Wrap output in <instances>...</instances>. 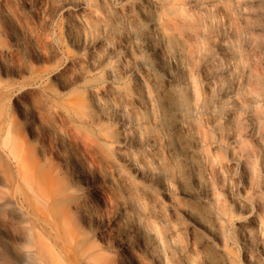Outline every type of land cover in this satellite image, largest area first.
I'll return each instance as SVG.
<instances>
[{"label": "bare ground", "instance_id": "1", "mask_svg": "<svg viewBox=\"0 0 264 264\" xmlns=\"http://www.w3.org/2000/svg\"><path fill=\"white\" fill-rule=\"evenodd\" d=\"M228 1L0 0V264H264V73L233 32L209 99Z\"/></svg>", "mask_w": 264, "mask_h": 264}, {"label": "rangeland", "instance_id": "2", "mask_svg": "<svg viewBox=\"0 0 264 264\" xmlns=\"http://www.w3.org/2000/svg\"><path fill=\"white\" fill-rule=\"evenodd\" d=\"M225 7L229 9L230 14L237 16L233 18L234 16L227 17V15L222 12H213L214 24L209 31L211 40L209 47H207V55L210 58H216L218 60L216 65L217 69L215 71L219 74L220 83L217 89L210 95L209 99H211V101L219 100L221 90L228 87L229 84L235 85L234 79L225 78L223 73L225 61L222 59L223 56L218 48V43L222 40L224 35L227 36V34L231 32L234 33V37L229 44V52L233 55L237 63V73L241 74V72H243V75L248 78L249 83L254 74L258 72L264 73V48L255 49V47L246 46L241 35V31L246 29L251 33L254 31V37L263 42L264 46V0H232L228 1ZM259 14H262V16L259 17ZM244 66L246 67L245 70H243ZM199 76L202 78V74ZM242 88L244 93V87ZM223 104L224 105H220V110L222 114H225L227 106L225 103ZM258 161L260 162V159H258ZM230 234V238H236L234 233ZM239 256L241 257V251L239 252Z\"/></svg>", "mask_w": 264, "mask_h": 264}]
</instances>
